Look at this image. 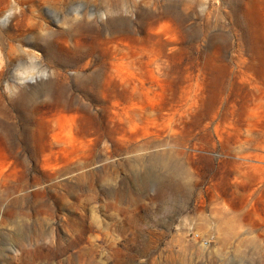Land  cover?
<instances>
[{
	"label": "rangeland",
	"instance_id": "374dc122",
	"mask_svg": "<svg viewBox=\"0 0 264 264\" xmlns=\"http://www.w3.org/2000/svg\"><path fill=\"white\" fill-rule=\"evenodd\" d=\"M17 1L0 0V264H264V0H82L102 35L51 52L32 43L71 8H40L42 31ZM114 19L128 37L105 41Z\"/></svg>",
	"mask_w": 264,
	"mask_h": 264
},
{
	"label": "bare ground",
	"instance_id": "6f19581e",
	"mask_svg": "<svg viewBox=\"0 0 264 264\" xmlns=\"http://www.w3.org/2000/svg\"><path fill=\"white\" fill-rule=\"evenodd\" d=\"M19 2H24L26 3V7L22 8L19 12V21L24 23V26L27 25L28 29H39V30H47L46 24L41 19V12L40 8L46 7L48 9H51L53 11H58L56 8L55 3H60V4H66L71 8L72 13L74 14L73 16V21L69 23V25L62 31L54 32L52 35L41 38L43 41L36 42L34 41L32 44L36 47H41L49 52L52 51V42L53 41H58L61 40L63 42H68L70 40H80L81 33L85 31H94L98 33V35L101 34V28L98 26H93L90 23H87L85 20V12L82 9H80V4L82 0H18ZM17 5V3H16ZM117 19H114L112 22H115L113 24H110L108 26V30H110L108 37L104 36L105 41H111L115 40L117 37L123 38V37H128V33L126 32V26L122 22H116ZM7 33L8 39H12L17 37L22 33V28H19L17 30L12 31H5ZM48 33V32H47ZM2 30L0 29V38H1ZM106 37V38H105ZM10 49L13 48V45L9 43ZM31 57L34 59V56L31 55ZM52 58V56H51ZM36 62V59H34ZM95 70L92 76V83H96L98 85L97 78L99 75V72H101L100 69H102V63L101 61L96 62ZM5 64H0V75L1 72L4 68ZM39 68V66H37ZM103 70V69H102ZM104 70L102 71V76H104Z\"/></svg>",
	"mask_w": 264,
	"mask_h": 264
}]
</instances>
